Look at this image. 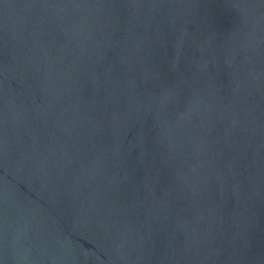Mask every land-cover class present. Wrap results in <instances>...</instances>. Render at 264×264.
Masks as SVG:
<instances>
[{
	"label": "water",
	"instance_id": "obj_1",
	"mask_svg": "<svg viewBox=\"0 0 264 264\" xmlns=\"http://www.w3.org/2000/svg\"><path fill=\"white\" fill-rule=\"evenodd\" d=\"M0 264H264V0H0Z\"/></svg>",
	"mask_w": 264,
	"mask_h": 264
}]
</instances>
